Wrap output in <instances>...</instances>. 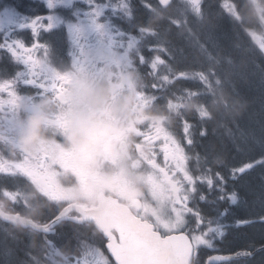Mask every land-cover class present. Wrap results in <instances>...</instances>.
Returning <instances> with one entry per match:
<instances>
[{"label": "snow or ice", "instance_id": "snow-or-ice-1", "mask_svg": "<svg viewBox=\"0 0 264 264\" xmlns=\"http://www.w3.org/2000/svg\"><path fill=\"white\" fill-rule=\"evenodd\" d=\"M43 2L47 11L30 15L23 10V0H0V59L14 65L12 73L0 75V135L9 134L11 149L10 153L0 151V219L28 230L29 249L32 237L38 235L47 264H162L161 254L167 250L173 253L167 264H202V250L213 249V240L222 239L229 227L259 226L264 232V208L241 218L233 211L240 199L238 182L255 163L264 166V137L259 141L261 158L255 163L232 166L227 175L206 163L211 133L204 124L212 118L209 103L213 97L208 74L174 67L173 57L158 34L146 26L133 0ZM169 4L180 11L184 0H169ZM157 6L166 5L162 0H140L146 13ZM65 10L70 15H64ZM65 29L70 60L61 59L57 48L56 32ZM23 32L30 33L27 42ZM207 44L220 47L211 32ZM207 44L200 48L211 61ZM112 68L120 70L124 86L134 92L140 113L131 130L136 137L134 166L143 172L139 179L143 190L131 195L123 209L119 202L109 201L110 218L105 219L86 208L72 214L70 205L61 207L67 196L52 197L38 189L40 199L55 205L56 213L36 222L24 214L32 206L23 188H37L40 173L58 177L59 154L67 142L76 147L83 137H95L98 146L107 135L110 106L95 88L105 75L111 77L108 70ZM131 73L136 74V82ZM85 77H92V83ZM139 78L149 82L141 85ZM188 81L199 87H185ZM41 101L55 105L47 121L53 139L42 148L33 143L35 135L25 144L17 143L15 134L24 128L22 117L44 114ZM192 101L198 103L189 118L186 111ZM146 109L153 114L146 115ZM172 117L177 128L172 127ZM196 147L203 156L197 153L193 161L190 153ZM235 147L237 152L244 151L240 145ZM202 159L205 166L200 168ZM201 204L208 207L207 213ZM229 218L231 225L225 223ZM64 228L75 246L61 247L51 238L64 235L60 231ZM256 252H264V245H250L235 257L209 258L207 264H232ZM25 256L28 260L15 264H40L30 250Z\"/></svg>", "mask_w": 264, "mask_h": 264}, {"label": "rangeland", "instance_id": "rangeland-1", "mask_svg": "<svg viewBox=\"0 0 264 264\" xmlns=\"http://www.w3.org/2000/svg\"><path fill=\"white\" fill-rule=\"evenodd\" d=\"M153 1V0H152ZM200 0H193L191 2V8H198V4ZM118 2V0H117ZM224 3L228 6V9H233V3L232 2H227L224 1ZM159 7V6H158ZM161 8V7H159ZM158 10V8H156ZM167 9H176L173 6H169ZM140 14L143 15L145 17V20H149V21H156L158 20L157 16H152V15H148L146 13H144L143 11H140ZM181 14H178V16H180ZM232 14H229V17H231ZM225 21V20H224ZM227 21V19H226ZM226 26L223 24V27L225 29L221 28V23L219 20V16L217 15L216 12H214L212 14V18L210 15L207 16V24L204 25L201 28V33L204 37L209 36L210 32L212 34L214 33H219V34H214L215 36H217L220 40H223L224 42L227 40V37H230V47H235L237 52L242 51V43L240 41L241 37L239 35V32L237 29H235L233 26L229 23H231L229 20L228 22H226ZM191 22L193 23V26H197L199 25V21L196 19V17H193ZM167 36L171 37V39L174 41V43H176V45H174V48L179 51L178 56L179 57H183L185 60L188 61L189 64H193V65H199L196 69L194 70H187L190 72H196V71H200L203 70L208 74V79L211 82V91L212 93H217L219 91V89L222 87L221 82L219 84L216 83V81H214L213 77H212V71H206V69L203 67L206 64H209L211 61H209L203 54L202 52H200L197 47L195 45H191L190 43H188L183 36H185L182 33H176V32H171L168 28H166L165 30ZM164 33V31H163ZM187 36V35H186ZM240 37V38H239ZM232 38H235L237 41H233ZM206 40V39H205ZM207 41V40H206ZM193 44V43H192ZM218 52V49H214V52ZM215 52V53H216ZM223 55H226V52H223ZM248 57L251 58L248 54ZM237 63L236 65L231 66L230 64H228V66L224 67L225 70V81L227 82L228 87L231 86L232 87V91L237 92L240 99L242 100H249L246 103H242L239 104L236 101H234V105L229 109V110H223L224 112H217L216 114V120L214 121L213 125L211 126V131H213V133L218 134V131H220L221 129L222 131V136L226 137L227 140H224L225 143H222V141H220L223 145L222 151H225L226 153V157L229 161H231L235 155H233L232 157L229 156L228 154V148H229V144H231L233 146L234 149H236L235 145H240V147L244 150L242 152H239L238 155H244V154H248L247 156H253L254 154H256L258 151H254V148H258L259 147V141L262 137H264V133H261L262 131L264 132V126H262V128L260 127L258 129V131H260L259 134H257V131L251 129L250 127H248V125H246L245 123H242L245 127V130L241 131L239 130L238 132L234 133V138L231 139L229 137V133L227 132V130L225 129L230 122H235V120H237L236 114L238 115V111L236 110V106L239 107V111H245L247 112L248 117H249V123H253L254 126H259V124H264V73L258 69L255 68V70L253 72H250L249 74L246 71V64H248L246 61H244V58H240L239 56L237 57ZM252 60L250 59V64H252ZM201 64V66H200ZM239 67H243L242 70L239 71ZM244 75H245V79H244ZM231 82V83H230ZM233 82L234 83H238L239 85H241V93L238 92L234 87H233ZM185 87L187 88H192L195 89L197 87H199V84L197 82L194 81H188L185 82ZM252 92V94H251ZM246 93H248V95H245ZM198 102L197 101H192L191 103H189L188 107H187V111H186V115L187 112L196 107V104ZM217 109L219 110V108L217 107ZM222 111V110H220ZM176 121L175 117L171 118V122ZM177 122V121H176ZM237 155V156H238ZM212 157L216 160V158L212 155ZM261 158V157H260ZM259 158V159H260ZM259 159H253V161L257 162L259 161ZM252 161V160H250ZM223 172L224 175L228 174V171L226 170H220ZM261 175H264V169L261 170L259 172V174L254 177H252L250 180L245 181L242 184V188L243 190L246 192L244 193L243 197L239 196V203L235 206H233V211L235 213L236 218H241V217H249V216H244L241 212L244 210H253V212H260L262 210V208H264V181L261 179ZM256 177V178H255ZM255 178V180H254ZM257 206H259L260 210L256 211L258 208ZM202 209L205 210V212H208V207L204 204H201ZM238 208H242V211L239 212V214H237V209ZM225 223L228 224H232V218H229L228 220L225 221ZM252 233H251V238L254 239H258L259 237L263 238L264 241V232L261 231L259 226L253 227L251 228ZM246 231H244L243 227H229L228 229L225 230V236H227L228 234H231V240H229L228 245H238V246H244L246 244H251L253 242V240L249 239L246 237L245 234ZM224 236V237H225ZM223 237V238H224ZM222 238V239H223ZM221 239V238H216L215 240H213V246H216V242ZM6 240H11L12 243H19L21 241H19L18 239L14 240L13 238L7 237V235L1 233L0 235V258H1V263L2 264H8V262H10L13 258L15 260H19L22 259L24 260V254H25V250L15 247L16 249H14V251L10 252L8 251L7 247H5V250L2 246V244L6 241ZM9 242V243H11ZM11 243V244H12ZM2 246V247H1ZM249 248V247H246ZM31 250V249H30ZM262 257H264V253L260 254L258 256V259L256 261H259L262 259ZM28 258V257H27ZM255 261V263H256ZM261 262V261H260ZM253 263V264H255ZM30 264H35L34 262H30Z\"/></svg>", "mask_w": 264, "mask_h": 264}, {"label": "trees", "instance_id": "trees-1", "mask_svg": "<svg viewBox=\"0 0 264 264\" xmlns=\"http://www.w3.org/2000/svg\"><path fill=\"white\" fill-rule=\"evenodd\" d=\"M239 1V0H238ZM4 2H10L9 0H4ZM219 20H220V23H221V28L222 29H225L224 27H223V24L226 26V23H225V21L224 20H222L220 17H219ZM214 34H219V33H214ZM201 36H202V39H206V40H208V36H206V37H204L203 35H202V33H201ZM214 39L217 41V43H223L224 41L223 40H220L217 36H215L214 35ZM232 40L233 41H237L235 38H232ZM229 43H230V37H227V40L225 41V43H224V45L221 47V48H219V51H222V52H228V53H234L235 51H236V48L235 47H230V45H229ZM170 44V47H171V49L173 50V47H174V45H176V43H174V41H172V44L171 43H169ZM202 54L204 55L205 53L204 52H202ZM172 57H173V59H174V57H175V55L174 54H172L171 55ZM246 70H247V68H248V64H246ZM243 68V67H242ZM242 68H241V70H242ZM236 89L241 93V91L243 90H241V85H239L238 83L236 84ZM251 94H252V92H251ZM245 95H248V93H246ZM233 100V105H234V101H236L237 103H239V104H242V103H246V102H248L249 100L247 99V100H242V99H240V97L239 96H237V97H235V99H232ZM216 105H217V107L219 108V110L217 109V107H215L214 108V115H215V120H216V114H217V112L219 113V112H224L223 110H225V109H223L222 108V103H216ZM225 108V107H224ZM220 110H222V111H220ZM236 110L238 111L237 113H238V115L236 114V117H237V120H235V122H230V124H229V132L230 133H235V132H238L239 130H241V131H243V130H245V127H244V125L242 124V123H245L246 125H248V127H250L251 129H253V130H255V131H257V134H259L260 133V131H258V129L261 127L262 128V126H264V124H259V126H254V124L253 123H249L250 121H249V117H248V115L249 114H247V112H246V110L245 111H242V110H240L239 111V107L238 106H236ZM224 113H226V112H224ZM227 114V113H226ZM250 116V115H249ZM208 130H209V128H208ZM211 131V130H210ZM222 129L220 130V131H218V134H213L212 135V131L210 132L211 133V135L209 136V140H208V144L210 145V152H209V157H211V155H213L216 159H218V160H221V161H223V162H225V161H227L228 159H227V157H226V153H225V151H222V148H223V145H222V143H225L224 142V140H227V139H225V137L224 136H222ZM261 133H264L263 131L261 132ZM231 139H232V137H231ZM220 141H222V143L220 142ZM199 153H201L202 155H203V152H202V150L201 149H199V151H198ZM228 154H229V156H233V155H235V156H237L238 154H239V152H237L236 151V149H234L233 148V146L231 145V144H229V148H228ZM251 229H249V230H246V232H245V234H246V237L247 238H249V239H251V240H253V242L255 241L256 243H261V244H263L264 243V241H263V238L262 237H259L258 239H254V238H251V233H252V231H250ZM67 233H68V231H67ZM0 235H1V233H0ZM10 239V238H9ZM17 240V239H16ZM19 241H21V242H19V243H12L11 242V240H6L3 244H2V246H3V248H4V250H5V247H7L8 249V251H10V252H12V251H14V249H16L15 247H18V248H21V249H29V247H28V245H29V240L28 239H24V237H19V239H18ZM9 242H11V243H9ZM34 245H36V242L34 241V240H32V244H31V246H34ZM1 246V247H2ZM33 247H31V249H32ZM30 250V249H29ZM262 254V253H261ZM260 255V254H259ZM259 255H257L256 257H255V259H254V261H253V263H255V261L258 259V256ZM19 260H22V259H19ZM24 260H28V258L27 257H25L24 258ZM17 260H15L14 258L10 261V262H8V264H15V262H16ZM261 260H259V261H256V263L255 264H261V262H260ZM2 261H1V258H0V264H2L1 263ZM253 263H250V262H247V264H253Z\"/></svg>", "mask_w": 264, "mask_h": 264}, {"label": "flooded vegetation", "instance_id": "flooded-vegetation-1", "mask_svg": "<svg viewBox=\"0 0 264 264\" xmlns=\"http://www.w3.org/2000/svg\"><path fill=\"white\" fill-rule=\"evenodd\" d=\"M5 61H6V58L4 59H0V75L4 74V73H12L14 71V67H11V66H6L5 64ZM40 104L42 105L43 107V110H44V114L42 115V118L44 119V121H42L43 123H45L46 125V130L47 132L50 133V130H49V127L47 125V121L49 119V116L47 115L48 114V110L51 106V104L53 103H50V102H46V101H41ZM38 115H31V116H28V115H25L26 118H32V119H36ZM6 133V132H5ZM5 133H3L2 135L0 136H4Z\"/></svg>", "mask_w": 264, "mask_h": 264}, {"label": "clouds", "instance_id": "clouds-1", "mask_svg": "<svg viewBox=\"0 0 264 264\" xmlns=\"http://www.w3.org/2000/svg\"><path fill=\"white\" fill-rule=\"evenodd\" d=\"M32 135H33V132H30L27 137H24V138L21 139L20 143L21 144L27 143V141H29L31 139ZM168 255H171V253H169Z\"/></svg>", "mask_w": 264, "mask_h": 264}, {"label": "bare ground", "instance_id": "bare-ground-1", "mask_svg": "<svg viewBox=\"0 0 264 264\" xmlns=\"http://www.w3.org/2000/svg\"><path fill=\"white\" fill-rule=\"evenodd\" d=\"M5 63H6V61H5ZM6 65V64H5Z\"/></svg>", "mask_w": 264, "mask_h": 264}, {"label": "water", "instance_id": "water-1", "mask_svg": "<svg viewBox=\"0 0 264 264\" xmlns=\"http://www.w3.org/2000/svg\"><path fill=\"white\" fill-rule=\"evenodd\" d=\"M163 264V263H162Z\"/></svg>", "mask_w": 264, "mask_h": 264}]
</instances>
